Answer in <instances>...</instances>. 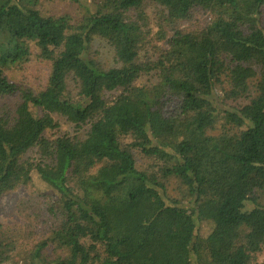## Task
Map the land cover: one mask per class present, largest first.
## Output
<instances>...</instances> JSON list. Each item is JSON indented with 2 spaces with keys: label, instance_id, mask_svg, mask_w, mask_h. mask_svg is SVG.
Here are the masks:
<instances>
[{
  "label": "trees",
  "instance_id": "1",
  "mask_svg": "<svg viewBox=\"0 0 264 264\" xmlns=\"http://www.w3.org/2000/svg\"><path fill=\"white\" fill-rule=\"evenodd\" d=\"M64 1L0 0V264H264V0Z\"/></svg>",
  "mask_w": 264,
  "mask_h": 264
},
{
  "label": "rangeland",
  "instance_id": "2",
  "mask_svg": "<svg viewBox=\"0 0 264 264\" xmlns=\"http://www.w3.org/2000/svg\"><path fill=\"white\" fill-rule=\"evenodd\" d=\"M47 8L50 14L54 15H62V14H71L74 17H79L82 15V10L79 4L68 2L64 0H56V2L47 3ZM263 24H264V14H263ZM95 50H100V54L98 58L103 63L113 65L114 63V52L112 49L108 47L107 44L102 43L99 40H96L93 44ZM50 72V68L45 65L32 64L31 66L26 67V69L22 72L14 73V80L18 82H24L30 87H40L46 84L48 79V75ZM149 77L146 76L140 82V84L149 82ZM18 100L14 98H5L0 97V108H4L9 106L12 110L16 108ZM68 127H64L67 129ZM72 130V128H69ZM38 187L41 186L40 183H36ZM37 187V188H38ZM35 189V188H34ZM33 187H21L20 189L6 194L0 198V223L4 225L6 228L20 233V229L26 232L28 235H31L30 241L28 242V246L25 249H30L33 246V219L31 221L23 218V210L26 205H23V201L30 200L33 203V193L36 194ZM35 232L40 238L43 231H46L47 228L44 224L35 222L34 223ZM22 256H17L14 258V261L7 264H23V260H21ZM264 257H262V260ZM14 262V263H13Z\"/></svg>",
  "mask_w": 264,
  "mask_h": 264
}]
</instances>
